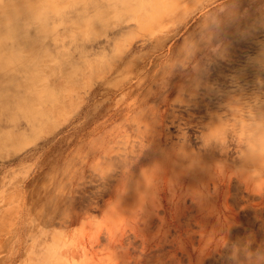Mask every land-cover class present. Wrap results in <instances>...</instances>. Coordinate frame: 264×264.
Returning <instances> with one entry per match:
<instances>
[{"label": "rangeland", "instance_id": "obj_1", "mask_svg": "<svg viewBox=\"0 0 264 264\" xmlns=\"http://www.w3.org/2000/svg\"><path fill=\"white\" fill-rule=\"evenodd\" d=\"M0 41V264H264V0H0Z\"/></svg>", "mask_w": 264, "mask_h": 264}, {"label": "bare ground", "instance_id": "obj_2", "mask_svg": "<svg viewBox=\"0 0 264 264\" xmlns=\"http://www.w3.org/2000/svg\"><path fill=\"white\" fill-rule=\"evenodd\" d=\"M172 1V0H171ZM165 18V17H164ZM190 18V17H189ZM160 26V25H159ZM13 37H12V40H11V42H13ZM0 45H1V41H0ZM6 54V53H5ZM1 55V54H0ZM2 57H4L3 55H1ZM19 57V56H18ZM8 66V67H7ZM12 67H14L13 65L12 66H10L9 67V65H5V67H4V65H3V67H2V69H0V76H7V75H9L10 74V72H11V70L10 69H12Z\"/></svg>", "mask_w": 264, "mask_h": 264}]
</instances>
